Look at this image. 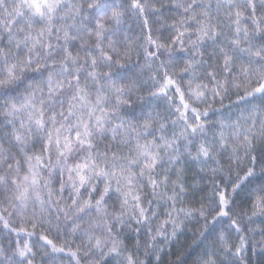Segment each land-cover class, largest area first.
Masks as SVG:
<instances>
[{"label":"snow or ice","instance_id":"obj_1","mask_svg":"<svg viewBox=\"0 0 264 264\" xmlns=\"http://www.w3.org/2000/svg\"><path fill=\"white\" fill-rule=\"evenodd\" d=\"M0 264H264V0H0Z\"/></svg>","mask_w":264,"mask_h":264}]
</instances>
